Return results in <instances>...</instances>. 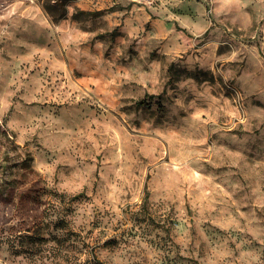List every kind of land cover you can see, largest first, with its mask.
<instances>
[{
  "label": "rangeland",
  "instance_id": "obj_1",
  "mask_svg": "<svg viewBox=\"0 0 264 264\" xmlns=\"http://www.w3.org/2000/svg\"><path fill=\"white\" fill-rule=\"evenodd\" d=\"M63 2L0 0V264H264V0Z\"/></svg>",
  "mask_w": 264,
  "mask_h": 264
},
{
  "label": "trees",
  "instance_id": "obj_2",
  "mask_svg": "<svg viewBox=\"0 0 264 264\" xmlns=\"http://www.w3.org/2000/svg\"><path fill=\"white\" fill-rule=\"evenodd\" d=\"M53 1V2H52ZM42 3V8L48 14L54 21H57L65 15V3L63 0H41ZM104 11L102 10H94V11H85V10H78L75 14V18H83V17H92L94 18L95 16H98L102 14ZM141 105V103H138ZM0 143L2 140H6L9 143H12V140L9 139V136L3 130L0 128Z\"/></svg>",
  "mask_w": 264,
  "mask_h": 264
}]
</instances>
